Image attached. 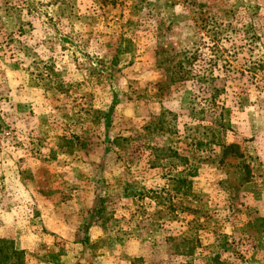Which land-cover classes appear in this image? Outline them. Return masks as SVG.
I'll list each match as a JSON object with an SVG mask.
<instances>
[{
  "label": "rangeland",
  "instance_id": "374dc122",
  "mask_svg": "<svg viewBox=\"0 0 264 264\" xmlns=\"http://www.w3.org/2000/svg\"><path fill=\"white\" fill-rule=\"evenodd\" d=\"M0 264H264V0H0Z\"/></svg>",
  "mask_w": 264,
  "mask_h": 264
},
{
  "label": "crops",
  "instance_id": "0c3cea01",
  "mask_svg": "<svg viewBox=\"0 0 264 264\" xmlns=\"http://www.w3.org/2000/svg\"><path fill=\"white\" fill-rule=\"evenodd\" d=\"M61 223H59V225L53 224V227L56 229L54 230L55 232L60 229Z\"/></svg>",
  "mask_w": 264,
  "mask_h": 264
}]
</instances>
